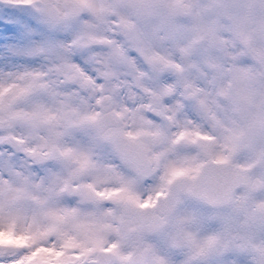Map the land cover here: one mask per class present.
<instances>
[{"label": "snow or ice", "instance_id": "1", "mask_svg": "<svg viewBox=\"0 0 264 264\" xmlns=\"http://www.w3.org/2000/svg\"><path fill=\"white\" fill-rule=\"evenodd\" d=\"M0 264H264V0H0Z\"/></svg>", "mask_w": 264, "mask_h": 264}]
</instances>
